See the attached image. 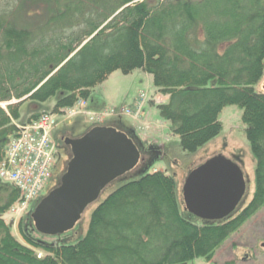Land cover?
I'll use <instances>...</instances> for the list:
<instances>
[{
    "label": "trees",
    "instance_id": "obj_1",
    "mask_svg": "<svg viewBox=\"0 0 264 264\" xmlns=\"http://www.w3.org/2000/svg\"><path fill=\"white\" fill-rule=\"evenodd\" d=\"M18 1L0 0V104L20 101L0 107V162L15 121L88 103L113 73L140 71L168 97L167 104H150L172 124L186 154L219 137L222 112L237 106L256 170L251 199L223 220L206 221L186 211L175 176L150 172L163 153L143 145L145 161L104 190L112 189L75 244L35 239L30 215L20 221V243L4 221L19 192L0 181V264L213 261L264 210V94L256 91L264 79V0H25L27 16L43 19L37 29L13 17Z\"/></svg>",
    "mask_w": 264,
    "mask_h": 264
},
{
    "label": "rangeland",
    "instance_id": "obj_2",
    "mask_svg": "<svg viewBox=\"0 0 264 264\" xmlns=\"http://www.w3.org/2000/svg\"><path fill=\"white\" fill-rule=\"evenodd\" d=\"M27 4L28 2H25V0H19L15 3L12 10V13H14L13 17L17 20L19 25L30 29H37L42 26L43 19L40 18L39 14H32V16L28 17L26 13ZM105 90H107V92ZM256 91L264 94V79L256 86ZM102 94H106L112 102L110 103V107L133 109L134 111L136 110V115H139L141 112L142 129L138 126L134 129H136L138 134L148 138L145 140V147H150V145L156 146L161 149L163 153L161 157L154 162L150 168V172L160 171L167 175L175 176L180 199L182 198L185 180L190 171L216 155H223L241 166L247 177V191L244 203H247L248 200L251 199L254 190L256 161L253 157L246 135V126L242 120V111L237 106H229L221 114V122L223 123L221 135L201 149L197 154L191 155L182 151L180 147V138L174 134L172 124L163 120L157 107L150 104L153 100L158 104H167L169 101L168 98H163L164 96L157 94L151 75L140 71H135L130 75H124L122 72L117 71L113 73L102 86H98L93 97H99L100 95L102 96ZM143 94L146 95V97L141 99V95ZM12 103L16 105L19 101L15 100L14 102L12 101ZM54 104L55 99H52L46 104L47 106H45L47 109H51ZM137 104L138 107L136 109ZM29 105L28 101L21 108L23 120L26 119L28 115L27 109ZM0 106L7 110V104L2 103ZM35 107L36 106H33V109H35ZM108 110L96 115L115 114L112 113L113 108H109ZM90 114L94 113H84L83 111L76 110L73 115ZM131 114L132 111L129 115ZM123 121L128 125H131L130 122H133L130 117H124ZM64 122L65 121L61 122V125L66 130L71 131V137L83 134L88 129L89 124H91L84 118H76L70 120L66 124H64ZM14 123L19 124L16 121ZM66 130L65 133L68 132ZM69 155V159H71V152ZM58 185L59 182L50 183L51 187H56ZM111 190L108 189L105 191L98 202L103 201ZM97 205L98 203L93 204L85 211L81 221L72 231L58 237H45L37 232H33V237L48 244H58L61 241L75 244L85 235L91 215ZM32 209L31 207L29 210ZM29 213L30 211L26 212L21 217L10 215L4 218L7 225L15 221L14 224H11L12 233L22 244L25 243L20 236L18 227L20 221L26 219ZM38 253L43 256L45 255V253L40 251H38ZM232 259L237 264H264V210L246 224L238 234L227 241L219 250L213 261L199 258L191 264H215L216 262L222 263Z\"/></svg>",
    "mask_w": 264,
    "mask_h": 264
},
{
    "label": "water",
    "instance_id": "obj_3",
    "mask_svg": "<svg viewBox=\"0 0 264 264\" xmlns=\"http://www.w3.org/2000/svg\"><path fill=\"white\" fill-rule=\"evenodd\" d=\"M65 145L72 155L66 172L31 214L36 231L47 237L72 231L108 186L145 161L141 144L115 126L94 127L79 138H66ZM246 191L240 165L216 155L188 174L185 209L202 220H223L236 211Z\"/></svg>",
    "mask_w": 264,
    "mask_h": 264
},
{
    "label": "built area",
    "instance_id": "obj_4",
    "mask_svg": "<svg viewBox=\"0 0 264 264\" xmlns=\"http://www.w3.org/2000/svg\"><path fill=\"white\" fill-rule=\"evenodd\" d=\"M83 111L85 103L80 101L76 107L67 110L64 115L44 114L37 121L18 126V132L7 146L6 154L0 163V180L14 186L20 198L10 211V215L21 217L31 204L37 200L52 179L57 162V146L54 132L62 121L75 116L74 112ZM129 113V112H127ZM86 116L92 123H102L110 115Z\"/></svg>",
    "mask_w": 264,
    "mask_h": 264
},
{
    "label": "flooded vegetation",
    "instance_id": "obj_5",
    "mask_svg": "<svg viewBox=\"0 0 264 264\" xmlns=\"http://www.w3.org/2000/svg\"><path fill=\"white\" fill-rule=\"evenodd\" d=\"M64 137H68V134H65L64 132L59 133L56 135L55 139L58 143V149L60 151L61 159L59 160L57 170L55 171L53 175V182H59L62 174L67 168L68 160H69V147L65 145L63 139ZM49 190V189H48ZM48 190L46 192H48Z\"/></svg>",
    "mask_w": 264,
    "mask_h": 264
},
{
    "label": "crops",
    "instance_id": "obj_6",
    "mask_svg": "<svg viewBox=\"0 0 264 264\" xmlns=\"http://www.w3.org/2000/svg\"><path fill=\"white\" fill-rule=\"evenodd\" d=\"M103 84H101L100 86H102ZM105 91L107 92V90H105ZM163 98H168V97H163ZM110 103H112V102L110 101V99L108 98V96H106V94H102V96L100 95L99 97H93L91 100L88 101L89 107L92 110H94V111H104V110H107L109 108H114V107H110V105H111ZM130 123L133 126H135V124L133 122H130ZM144 130H146V129H144ZM139 137L144 142H145V140L148 139L147 137L145 138L143 135H140Z\"/></svg>",
    "mask_w": 264,
    "mask_h": 264
}]
</instances>
